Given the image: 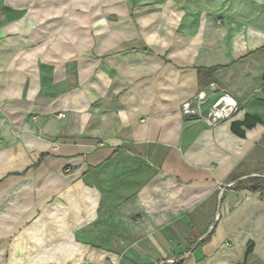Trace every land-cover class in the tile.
<instances>
[{"label": "crops", "instance_id": "obj_1", "mask_svg": "<svg viewBox=\"0 0 264 264\" xmlns=\"http://www.w3.org/2000/svg\"><path fill=\"white\" fill-rule=\"evenodd\" d=\"M263 79L264 0H0V264H264Z\"/></svg>", "mask_w": 264, "mask_h": 264}, {"label": "built area", "instance_id": "obj_2", "mask_svg": "<svg viewBox=\"0 0 264 264\" xmlns=\"http://www.w3.org/2000/svg\"><path fill=\"white\" fill-rule=\"evenodd\" d=\"M262 85L264 86V79ZM213 88L214 87H210L209 90ZM203 107L206 109L205 114H202ZM180 109L185 117L190 119L202 118L206 125L214 126L221 120L231 116L232 112L236 109V103L228 93H223L210 101L208 99L207 89L203 88L197 91L193 98L184 101ZM230 185L231 184H229V186ZM223 189L219 188V192ZM174 261L175 260L172 259L159 264H172Z\"/></svg>", "mask_w": 264, "mask_h": 264}, {"label": "trees", "instance_id": "obj_3", "mask_svg": "<svg viewBox=\"0 0 264 264\" xmlns=\"http://www.w3.org/2000/svg\"><path fill=\"white\" fill-rule=\"evenodd\" d=\"M259 119L256 116H249L245 115L244 119L242 121H233L231 122V130L236 135L243 137L244 136V129H241V126H244L245 128L252 127L256 122H258ZM252 190H256L257 187H250Z\"/></svg>", "mask_w": 264, "mask_h": 264}, {"label": "rangeland", "instance_id": "obj_4", "mask_svg": "<svg viewBox=\"0 0 264 264\" xmlns=\"http://www.w3.org/2000/svg\"><path fill=\"white\" fill-rule=\"evenodd\" d=\"M203 89V88H202ZM193 98V97H192ZM37 232V231H36ZM33 242H36V241H33ZM32 264H54V263H51V262H46V263H43V262H38V261H34V262H30ZM82 264V263H81Z\"/></svg>", "mask_w": 264, "mask_h": 264}]
</instances>
